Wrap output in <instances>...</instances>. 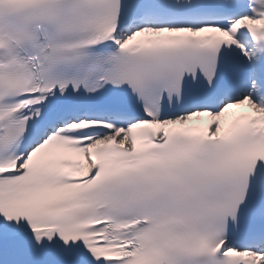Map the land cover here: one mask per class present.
Wrapping results in <instances>:
<instances>
[{"label":"snow or ice","instance_id":"1","mask_svg":"<svg viewBox=\"0 0 264 264\" xmlns=\"http://www.w3.org/2000/svg\"><path fill=\"white\" fill-rule=\"evenodd\" d=\"M0 264H264V0H0Z\"/></svg>","mask_w":264,"mask_h":264}]
</instances>
